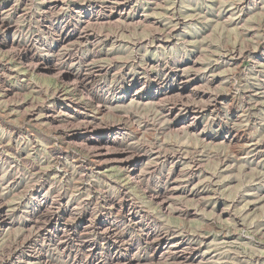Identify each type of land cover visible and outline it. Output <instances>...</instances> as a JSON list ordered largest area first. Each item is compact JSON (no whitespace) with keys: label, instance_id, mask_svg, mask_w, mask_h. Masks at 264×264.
Instances as JSON below:
<instances>
[{"label":"rangeland","instance_id":"obj_1","mask_svg":"<svg viewBox=\"0 0 264 264\" xmlns=\"http://www.w3.org/2000/svg\"><path fill=\"white\" fill-rule=\"evenodd\" d=\"M114 263L264 264V0H0V264Z\"/></svg>","mask_w":264,"mask_h":264},{"label":"bare ground","instance_id":"obj_2","mask_svg":"<svg viewBox=\"0 0 264 264\" xmlns=\"http://www.w3.org/2000/svg\"><path fill=\"white\" fill-rule=\"evenodd\" d=\"M9 27H10V26H9ZM61 33H62V32H61ZM6 41H7V40H6ZM6 41H4L5 44L7 43ZM2 42H3V41H2ZM2 42H1V43H2ZM25 50H26V49H25ZM19 59H20V58H19ZM32 59H33V58H32ZM37 64H38V63H37ZM44 65H45V64H44ZM41 68H42V67H41ZM64 71H65V70H64ZM62 72H63V71H62ZM58 73H59V72H58ZM69 73H71V72H69ZM63 74H64V73H63ZM70 75H71V74H70ZM77 75H78V74H77ZM77 75H76V78H77ZM64 77L67 79L68 84H69V83L72 84V85L77 84L76 82H71L72 79L70 80V79L68 78L69 75H65ZM59 79H60V78H59ZM79 84H80L81 86L84 85V84L81 83V82H80V83L78 82V85H79ZM91 89H92V88H91ZM79 90H81V89H79ZM92 95H93V94H92ZM97 95H98V94H97ZM88 97H89V96H88ZM89 99H90V98H89ZM164 99H165V98H164ZM98 101H99V100H98ZM98 107H99V108H102V107H100L99 104H98ZM87 129H88V128H87ZM86 131H87V130H86ZM84 132H85V131H84ZM81 133H82V132H81ZM79 135H80V134H79ZM84 136H85V134H84ZM86 136H87V135H86ZM108 137H109V136H108ZM117 139H118V138H117ZM87 141H88V140H87ZM82 142H83V141H82ZM84 142H85V141H84ZM96 142H97V141H96ZM103 142H105V141H103ZM107 143H108V142H107ZM107 143H106V145H107ZM102 146H103V145H102ZM88 147H89V146H88ZM99 147H100V146H99ZM101 148H102V147H101ZM104 148H105V147H104ZM128 161H129V160H128ZM135 166H136V165L134 164V167H135ZM131 169H132V168H131ZM137 179H138V178H137ZM135 180H136V178H135ZM137 182H138V181H137ZM123 198H124V196H123ZM122 210H123V209H122ZM87 212H88V211H87ZM78 218H79V217H78ZM71 219H72V218H71ZM89 219H90V218H89ZM102 223H103V222H102ZM102 227H103V226H102ZM103 231H104V230H103ZM121 241H122V240H121ZM156 248H157V247H156ZM186 253H187V252H186ZM128 260H129V259H128ZM150 262H151V261H150ZM114 264H115V263H114ZM127 264H128V263H127Z\"/></svg>","mask_w":264,"mask_h":264}]
</instances>
